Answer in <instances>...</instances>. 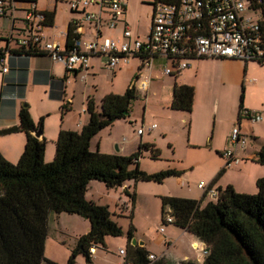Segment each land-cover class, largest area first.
<instances>
[{
	"label": "rangeland",
	"instance_id": "obj_1",
	"mask_svg": "<svg viewBox=\"0 0 264 264\" xmlns=\"http://www.w3.org/2000/svg\"><path fill=\"white\" fill-rule=\"evenodd\" d=\"M54 1L38 0L37 8H55L54 24L57 27L56 31L59 32L65 30L69 18H78L81 15L69 11L67 0H57L56 4ZM125 1V21L128 28L134 38L139 37L140 40H145L151 21V0ZM54 4L55 7H53ZM16 15L19 19L22 17L21 13ZM16 26L21 27L23 23L18 20ZM10 29V20L0 18V35L8 34ZM120 30L121 28L118 27L116 31H112V36L116 37L115 34ZM46 31L53 32L50 28ZM198 60L194 62L198 63L199 67L193 65L191 70L181 75L163 73L164 64L170 69L173 68L170 61L161 59L153 61L154 67L147 94L144 95V91L136 90V97L130 100L128 105L129 116L126 119L114 121L111 126L100 130L91 140V146L93 148L98 146L99 152L107 151L123 156L136 153L140 143L151 145L148 149H142L138 157V167L141 171L153 174L175 169L181 174L166 177L161 183L129 180L121 187L112 188H107L97 180L90 181L86 190L87 198L97 205L105 206L111 220L121 227L123 234L118 237H105L104 246L95 245L96 254L91 256L89 261L82 254H78L74 257V264H116L120 261L118 250L127 248V235L130 228H132L131 241L135 240L137 244L142 242L145 248L153 252L155 256L165 251L168 242L174 243L178 249H189L184 241L168 240V232L173 234L180 232L173 225L161 222L160 197H179L186 194L195 196L194 200H200L201 192L196 189V185L204 172V167L191 169V166L198 161L205 162L208 152L204 146L209 145L214 129L217 136L218 131L223 128V125L215 122L212 105H218V115L224 119L233 115L237 118V114L239 116L241 96L243 109L252 110L246 106L264 105V64L248 62L245 65L243 61L211 58ZM58 64L64 68L62 63ZM102 65L103 69L94 73L93 76L83 73L78 75L74 82L70 80L65 85L67 98L71 99L73 105V109L67 115L72 118L73 128L80 118L87 116L86 112L81 111L83 104L85 107L87 96L93 97L99 110L100 100L105 94L110 92L122 94L132 82L135 88L140 84L141 77L137 71L140 63L137 58H132L127 64L111 70L105 68L103 62ZM135 76L138 77L137 80ZM183 76L194 90L198 89L194 100L195 105L190 112L169 108L173 83L180 82ZM254 114L259 115V112L255 111ZM260 114L264 117V113ZM56 119L60 121L59 113ZM153 124L156 128L150 132L145 131L140 137L136 135L138 129H145ZM248 137L247 142H253L252 137L250 135ZM54 142L55 140H45V152L51 149L52 160L55 151ZM227 145L229 147L233 145L229 141V136ZM152 149L157 150L156 156ZM181 176L184 177L182 183L177 179ZM256 192L257 189L254 193ZM132 195L135 196L133 205ZM57 215L50 214L44 243V257L57 264H67L71 251L76 245V239L87 232L89 223L76 215L66 213L59 214V217ZM166 217H169L167 208L165 209ZM161 227L162 232H160ZM177 253L181 256L180 252ZM198 255L203 257L200 252Z\"/></svg>",
	"mask_w": 264,
	"mask_h": 264
},
{
	"label": "trees",
	"instance_id": "obj_2",
	"mask_svg": "<svg viewBox=\"0 0 264 264\" xmlns=\"http://www.w3.org/2000/svg\"><path fill=\"white\" fill-rule=\"evenodd\" d=\"M44 15V25L52 26L54 11H44ZM262 30L264 32V13ZM78 38L69 22L65 48H73V42ZM12 54L35 55L26 51ZM137 78L135 76V80ZM136 93L132 82L122 94L104 95L99 110L93 99L88 98L86 124L78 132L59 131L54 158L50 162L44 161V137L36 138L33 135L35 130L42 132L43 119L35 124L26 106L19 110L18 125L0 130V135L15 132L25 135L23 151L15 164L0 154V264H57L44 257L50 213L76 215L88 221L89 229L76 239L67 264H74V257L78 254L89 261L91 247L104 246L107 236L123 234L121 227L111 220L105 206L85 198L90 181L97 180L112 188L121 187L129 180L161 183L166 177L180 176L181 172L175 169L153 174L141 171L138 157L142 149L151 147L148 144L140 143L138 151L129 156L90 150L91 140L100 130L129 116L128 105ZM193 96L192 86L174 82L169 108L190 112ZM242 102L241 96V113L245 110ZM152 151L156 156L157 150ZM255 162L264 166V144L257 152ZM255 185L257 192L254 194L237 193L231 186L219 189L218 199L203 205L204 198L194 200L162 196L161 222L165 223L167 208L171 218L169 224L190 233L204 244L207 253L201 264H264V176L257 179ZM131 201L133 205L134 195ZM131 239L132 228L128 231L125 251L127 259L133 263L171 264L163 257L148 260L149 253L142 247L131 245ZM179 264L197 263L186 260Z\"/></svg>",
	"mask_w": 264,
	"mask_h": 264
},
{
	"label": "built area",
	"instance_id": "obj_3",
	"mask_svg": "<svg viewBox=\"0 0 264 264\" xmlns=\"http://www.w3.org/2000/svg\"><path fill=\"white\" fill-rule=\"evenodd\" d=\"M66 3L70 12L81 15L80 19L71 22L73 32L79 38L69 50L43 32L45 15L37 8V0H0V17L8 18L12 27L18 20L23 23L16 34L0 36L2 72L7 71L3 65L6 56L18 51L45 54L52 61L62 63L68 72L87 69L92 57H100L105 68L110 70L137 58L139 77L151 67L155 58L172 63V69L163 65L165 75H179L189 68V61L195 59L264 62V0H151V21L145 40L132 37L124 20L125 0H67ZM92 7L96 12L89 10ZM17 13L22 14L20 19ZM119 24L122 25L119 38L101 35L102 27L113 30ZM84 27L92 31L89 40L81 39ZM148 82V77L141 81V91L147 90ZM242 114L251 122L261 119L260 115L250 114L247 110ZM154 128L153 124L138 129L136 135L140 137ZM229 141L244 147L246 138L240 134L238 125L230 130ZM222 156L227 163L240 161L230 151H225ZM197 188L203 197L212 201L219 197V192L209 185L199 183ZM170 222L171 218L166 217L165 223ZM200 253L204 256L207 249L201 248ZM94 254L95 248L91 247L89 255ZM118 257L120 261L116 264H135L127 259L123 249L118 250ZM157 259L153 254L148 255L150 261Z\"/></svg>",
	"mask_w": 264,
	"mask_h": 264
},
{
	"label": "crops",
	"instance_id": "obj_4",
	"mask_svg": "<svg viewBox=\"0 0 264 264\" xmlns=\"http://www.w3.org/2000/svg\"><path fill=\"white\" fill-rule=\"evenodd\" d=\"M38 1V0H37ZM55 4L57 0L54 1ZM55 4L53 7H55ZM53 9L42 8V11H54ZM91 12H96L95 7L89 9ZM125 11L126 4L124 10V20H125ZM55 13V11H54ZM73 13V12H71ZM78 14V13H73ZM55 17V15H54ZM2 19H7L5 17H0ZM78 18H69L67 24L65 26V30L57 32V27L54 24L48 27L45 26L43 32L47 35L49 39L57 40L61 44L65 43V35L67 31V26L69 22L80 19ZM126 23V21H125ZM10 32L8 34H16L17 29L20 27L14 25L12 27L10 21ZM122 25L119 24L113 30H107L105 27L101 28V35L104 37L112 36V31H116L118 27ZM52 29L53 32H47V29ZM54 30L56 32H54ZM91 30L89 28L84 27L82 36V40L91 39ZM56 33V34H54ZM121 30L116 33V37H120ZM7 33L0 36H6ZM132 37L133 34L131 33ZM164 60V58H155L151 62V67L143 71V75L141 76V81L145 78H149L152 69L154 67L153 61L155 60ZM230 61H240V60H232ZM194 61H199L198 59L189 61V68L182 71L187 72L192 69L195 64ZM140 63V62H139ZM247 63H245L246 65ZM4 67H6L7 71L2 72L0 66V130H4L13 126L18 125V114L20 108L26 106L28 112L36 124L39 119H43L42 123V136L44 139L55 140L60 130H69V131H79L83 125L86 124L88 120V114L86 117L80 118L77 123L74 124L72 118L67 117L68 113L73 109V105L71 103V99L67 98L65 85L71 80L74 82L75 78L78 75H82L86 73L88 75H92L101 71L103 69L102 59L100 57H92L89 60V66L87 69L68 72L65 68L59 65L57 62L52 61V59L45 54H35V55H26V54H12L6 56L4 62ZM138 71V68H137ZM180 73V75H181ZM197 75V72H196ZM251 83V82H250ZM177 84H186L190 85L187 82L186 77L183 76V79L180 80ZM250 85V84H249ZM140 85L135 88L137 91H141L139 88ZM251 86V85H250ZM194 89V88H193ZM147 90L144 91V95L147 94ZM112 93V92H110ZM109 93V94H110ZM198 89L194 90L193 102L192 106L194 107V100L197 97ZM106 95V94H105ZM88 98H92L91 96H87L84 104L81 108V111L86 109V101ZM94 101V99H93ZM101 101V100H100ZM64 106L65 108H62ZM246 108L252 109L247 110L250 114H254L255 111L259 112L261 117L258 122H251L247 117H245L242 113L240 114V119L233 116H230L227 119L221 118L218 115V105H212L211 109H214L215 114V122H219L223 125L221 131H218V135L214 133L215 129L211 135V141L209 145L204 146L207 149L206 155L207 159L205 162L198 161L191 166V169H197L204 167L203 174L199 177V183H203L204 185H209L215 190L224 189L227 186H231L232 189L237 193H247L253 194L256 191V180L264 176V166H261L255 162L257 152L264 144V117L260 113H264V105L260 104L259 106L252 107L246 106ZM59 109V110H58ZM193 110V108H192ZM58 113L60 114V121L57 118ZM55 118V119H54ZM250 121V122H249ZM250 124L251 126H249ZM238 125L240 129V134L246 138V142L243 148L232 145L229 147L227 145V138L229 136L230 130L233 126ZM221 128V126H220ZM250 135L253 139V142H247V137ZM249 138V137H248ZM25 143V135L22 132H15L6 135H0V154L6 159L8 162L15 164L24 147ZM55 145V142H54ZM94 146V145H93ZM98 150V146L93 148L90 143V150L95 151ZM118 151V150H117ZM225 151H230L232 155L238 158L240 161L238 163H227L226 159L222 156ZM109 153L110 152H104ZM118 154V153H116ZM121 155V154H120ZM52 151L44 152V161L49 162L52 160ZM221 174L217 176L218 172L221 171ZM183 176L177 177L180 180V183L183 181ZM90 183V182H89ZM200 191V198H204L203 204L206 202L212 201L209 198L203 197L202 191ZM85 198L89 200L86 196ZM176 195V194H175ZM179 196V195H176ZM182 198L195 199V196H179ZM91 201V200H90ZM51 214V213H50ZM50 214L48 216V221L50 218ZM60 215L58 214L57 217ZM175 227V226H174ZM180 233H167L168 240L175 239L177 241H181L185 244H188L189 249L185 250V248L178 249L174 243L168 242V245L164 252L161 255L156 256L157 258L163 257L167 262L171 264H179L182 261L190 260L197 264H201L203 258H201L199 254L200 249L204 247V244L200 242L195 236L190 233L175 227ZM89 229V228H88ZM87 229V231H88ZM139 247H142L147 253L155 255L150 250H147L144 244L141 242L140 244H136ZM181 256H178L179 253ZM96 254V251H95ZM94 254V255H95ZM177 255V256H175Z\"/></svg>",
	"mask_w": 264,
	"mask_h": 264
},
{
	"label": "water",
	"instance_id": "obj_5",
	"mask_svg": "<svg viewBox=\"0 0 264 264\" xmlns=\"http://www.w3.org/2000/svg\"><path fill=\"white\" fill-rule=\"evenodd\" d=\"M33 135L36 137V138H41L42 137V132L40 131V130H35L34 132H33ZM137 243H136V241L135 240H132L131 241V245H136ZM140 244V243H139Z\"/></svg>",
	"mask_w": 264,
	"mask_h": 264
}]
</instances>
